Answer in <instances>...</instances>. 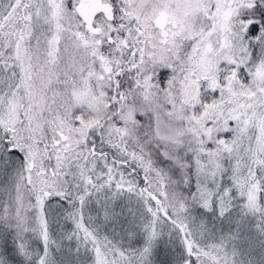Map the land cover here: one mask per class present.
<instances>
[{"label": "snow or ice", "instance_id": "1", "mask_svg": "<svg viewBox=\"0 0 264 264\" xmlns=\"http://www.w3.org/2000/svg\"><path fill=\"white\" fill-rule=\"evenodd\" d=\"M0 264H264V0H0Z\"/></svg>", "mask_w": 264, "mask_h": 264}]
</instances>
